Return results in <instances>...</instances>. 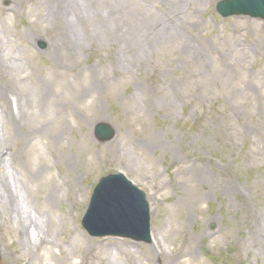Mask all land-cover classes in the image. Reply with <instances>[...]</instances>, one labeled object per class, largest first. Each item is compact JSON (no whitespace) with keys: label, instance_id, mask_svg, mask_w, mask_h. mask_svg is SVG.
Returning <instances> with one entry per match:
<instances>
[{"label":"rangeland","instance_id":"374dc122","mask_svg":"<svg viewBox=\"0 0 264 264\" xmlns=\"http://www.w3.org/2000/svg\"><path fill=\"white\" fill-rule=\"evenodd\" d=\"M80 1L0 0V166L45 236L22 246L1 201L0 264H53L52 251L65 264L64 250L84 264H264V21L223 18L218 0ZM72 6L79 41L55 17ZM166 22L179 34L158 36ZM100 121L112 140L95 137ZM113 172L147 193L152 242L84 229Z\"/></svg>","mask_w":264,"mask_h":264},{"label":"water","instance_id":"95a60500","mask_svg":"<svg viewBox=\"0 0 264 264\" xmlns=\"http://www.w3.org/2000/svg\"><path fill=\"white\" fill-rule=\"evenodd\" d=\"M218 7L223 15L244 13L264 18V0H225L219 3ZM115 133L116 130L108 123L100 122L96 126V136L100 141L110 140L114 137ZM103 200L105 201L102 206L106 204V201L108 203L107 212L105 213L107 217L111 215L114 217V219L122 220L125 218L124 216H127V214L130 213L131 219L128 220L130 223L128 224V227H126L124 230L118 231L114 229H108L102 232H96L92 224V215L97 211L96 206L98 203L102 202ZM113 205L115 209L114 212L113 209H109V207H112ZM98 212H104V208L101 207ZM131 222L133 224L135 222H139V224L136 226L143 228L145 233L135 235L133 232L135 229L133 226H131ZM84 223L93 234L105 235L114 233L147 241L149 239L147 235L149 225V209L145 200V195L142 192L136 190V188L130 186V184H128L119 175L105 177L95 189L92 203L88 214L84 219Z\"/></svg>","mask_w":264,"mask_h":264},{"label":"bare ground","instance_id":"6f19581e","mask_svg":"<svg viewBox=\"0 0 264 264\" xmlns=\"http://www.w3.org/2000/svg\"><path fill=\"white\" fill-rule=\"evenodd\" d=\"M80 0H78V4H80ZM72 8L70 9L69 7L64 8L63 12L58 11L57 14H55V17L57 15L61 16L62 18H68L69 23H70V31H71V37L75 41H79L78 37L79 34L76 29L77 23L80 21V17L75 13H72ZM74 10V9H73ZM75 11V10H74ZM72 13V14H71ZM164 27L160 28L157 30L158 36L160 35L161 38H172L173 36H176V34H179V29L178 27H167V22L164 23ZM98 30L96 32H102V30L105 28V22H102L101 24L98 25ZM166 30V31H165ZM81 43H77L75 49L80 48ZM146 45L141 44L140 45V50L145 51L146 50ZM22 106L24 104V101L22 102ZM21 108L20 105V100H18L17 103V108ZM8 113V110L6 108V114ZM13 113V112H12ZM3 163H5V160L3 159L1 161L2 166H0V169H2V177H1V190L4 193V195H0V202L2 201L4 204H6V210L10 213L11 219L14 221V223L17 225L18 231L20 232V244L24 247H30L33 245H36V242H44L45 241V236L43 235V227H42V218L40 213H32L31 210L26 205H23L22 203V192L21 190H18V188L12 186L10 183H8L6 176V173L4 171V166ZM59 190L60 187L55 181H53V184H47V195H46V200L49 203L55 202L59 197ZM109 209H114V205L112 207H109ZM78 239V237L73 238V243L75 240ZM52 244H54V247H57L58 249L61 247L60 242H58L55 239H51ZM108 241H103L99 240L96 243L103 249L102 251H110L112 252L114 245L117 249L121 250L122 247H129L130 244L124 241H117L116 243H107ZM48 243H51V241H48ZM161 242L159 240H155L154 246L157 247L158 253L161 252L162 247H161ZM154 248V247H153ZM60 250V249H59ZM91 248H89V253H90ZM63 255V260L61 263L65 264H83V255L80 254L79 258L77 261H74L73 259L77 258V255L75 254H70L66 253ZM163 251V250H162ZM161 254V253H160ZM52 257L55 258L53 264H57L55 260H57V257L54 255L52 251Z\"/></svg>","mask_w":264,"mask_h":264}]
</instances>
